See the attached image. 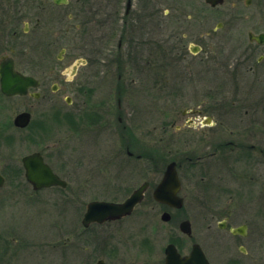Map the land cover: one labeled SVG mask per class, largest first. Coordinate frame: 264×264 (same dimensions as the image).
I'll list each match as a JSON object with an SVG mask.
<instances>
[{
  "label": "flooded vegetation",
  "instance_id": "af4514ba",
  "mask_svg": "<svg viewBox=\"0 0 264 264\" xmlns=\"http://www.w3.org/2000/svg\"><path fill=\"white\" fill-rule=\"evenodd\" d=\"M181 1L143 0L141 6L134 8L133 0H0V64L11 58L17 72L31 75L38 81L26 94L9 96L1 89L0 77V107H5L4 102L11 97L27 98L29 103L16 116L29 113V123L26 127H17L13 119L14 127L29 131L28 137H34L39 144L46 141L42 139L44 135L45 139L52 137L59 108L56 94L64 89L56 81L58 71L54 60L63 58L67 52V47H61L62 55L57 53L59 42L84 40L86 36L84 50L98 57L101 73H114L120 83L114 86L116 106L111 103L110 109L105 110L103 106L102 110H97L100 112H89L82 122L80 118L83 117L75 113L85 104L89 87L84 74L81 79L77 77L80 67L89 59L82 58L83 62L72 64V74H68L67 80L74 91L65 98L68 105L76 103L77 106L67 116L79 136L72 138V145L83 139L88 153H100L103 152L101 139L106 136L111 145L110 135H113L117 138V152L125 149L132 157V148L142 147L143 140L146 145L149 138L151 142L150 146L146 145L148 161L145 163L123 164L118 155L114 162L93 161L105 168V172L98 169L96 173L90 169L95 168L91 167L93 163L88 161L84 163L82 176L87 182L91 177L104 182L126 179L130 173L132 179L138 176L140 183L126 197L95 199L122 202L145 184L143 201L155 200V188L169 164L155 162L151 151L154 131L159 127L152 125L149 119L150 123L141 125L136 115L126 113L127 107L123 112L122 99H127L130 91L137 88L153 95L155 89L168 87L170 59L182 62L188 61L190 55L199 56L195 64L202 69L196 78L197 90L201 91L204 85L210 91L204 97L201 93L195 98L193 107L172 110L174 119L172 122L162 120L159 131L160 140L168 137L171 127L174 128L172 133H176L173 134L176 139L168 143L176 144L180 149L177 154L182 157L171 160L176 161L181 180L179 194L184 197L183 169L193 167L201 182L197 198L203 207L200 211L205 220L203 227L208 231L199 237L193 234V229L191 234L183 233L192 239L189 250L176 246L185 257L194 244H199L205 254V261H199L206 264H264V0H222L217 5L202 0L200 9L207 11L205 17L202 13L197 15L189 1ZM94 34L99 39L94 38ZM221 56L223 59L218 62ZM29 57L35 58V62ZM207 69H210L209 74ZM219 69L225 73L221 82L217 77ZM131 73L136 75L129 81L127 76ZM154 73L160 77H155ZM202 73L208 76L204 78ZM141 77L143 81L139 82ZM99 89L106 90L105 84ZM37 106L42 109L38 115L35 113ZM165 111L167 113L162 116H169ZM36 115L38 118L34 119ZM121 137L125 138L124 143ZM47 148L36 147L27 154L39 152L64 179L47 159ZM141 154L137 158H142ZM90 158L88 155L87 159ZM21 164L24 183L32 186L25 177L22 158ZM131 165L134 166L130 168ZM0 172L6 183L7 177L1 168ZM154 178L159 180L155 186ZM131 216L93 223L87 229L94 225L103 228ZM224 237L227 240L222 242ZM210 245L224 255L218 257L217 251L215 255ZM113 251L106 247L105 258L99 261L107 264L114 256ZM156 264H166L165 257L158 259Z\"/></svg>",
  "mask_w": 264,
  "mask_h": 264
},
{
  "label": "rangeland",
  "instance_id": "374dc122",
  "mask_svg": "<svg viewBox=\"0 0 264 264\" xmlns=\"http://www.w3.org/2000/svg\"><path fill=\"white\" fill-rule=\"evenodd\" d=\"M142 1L133 0L136 4L134 8L141 6ZM186 1L193 5V11L197 15L199 13H202V16L207 15V11L200 9L203 6L202 0ZM77 22L78 20H76ZM94 35V38L99 39L97 34ZM85 39L87 40L86 36H84V40L82 38L79 41L72 39L59 42L60 47H58L57 53L61 54V47H67V52L63 58L54 60L58 71L56 81L64 89L56 94L59 108L56 111L57 119H55L57 121L52 128L54 132L52 137L45 139L46 135H44L45 138L42 137V139L46 141L39 144V141L34 137H28L29 131H19L14 127L13 119L29 103L27 98L11 97L4 102L5 107H0V168L7 177L5 185L0 189V264H97L100 259L105 258L106 247L114 250L112 252L114 256L112 260L107 261V264L108 262L109 264L114 262L118 264H156L158 259H164V249L169 242H174L180 249H190L192 239L190 240L179 229L182 220L189 219L191 221L193 234L198 237L201 236V233L202 236L206 235L205 232L208 231L203 227L205 220L203 213H200L203 207L197 198L201 184L200 176L193 167L182 170V195L185 197L182 209H173L159 204L152 198H147L136 208L131 217L123 221L112 223L103 228L98 225L89 229L84 228L82 218L86 211V204L90 200L124 198L136 184L140 183L138 176L132 179L130 173H127V178H122L123 180L112 179L103 182L91 177L87 182L82 176L84 163L88 161L93 163L91 167L95 168L90 169L96 173H98V169L105 172V168L98 167L94 162H114L118 155L119 161L123 164L145 163L148 161L146 145L150 146L151 142L149 138V143L146 145L143 140L142 147L132 148L134 152L132 157L127 155L125 149H122L121 153L117 152V138L116 136L113 138V135H110L112 137L111 145L108 144L106 136L101 139L100 145L103 152L100 153L90 154L91 151L88 153L84 147L83 139L72 145V138L79 137L75 134L74 124L72 125L67 118L73 112L71 109L77 108L76 103L68 105L65 101L66 94H71L74 91V86L67 80L72 64L82 58L89 59L85 66L80 67L77 77L81 79L84 74L89 87L87 96L84 97L85 104L81 105L75 113L80 115L79 117H83L80 118L82 122L85 121L87 118L85 115L89 112L102 110L103 106H105V110L106 108L110 109L111 103L113 107L116 106L117 101L114 95L116 87L120 83L114 73L104 75L100 72L101 65L98 57L92 56V54L88 55V52L84 50ZM29 59L35 62V58L29 57ZM221 59H223L222 56L218 62ZM198 60L199 56L192 55L188 61L182 62L171 58L168 87L155 89L153 95H147L146 89L129 90L128 98L123 97L122 99L123 112L128 108L126 113L136 115L141 125L144 126L152 121V125L159 127L154 131V142L153 145L151 144L155 162L166 164L173 159H182L177 154L180 149L175 146L176 144L168 143V141L176 139V136H173L176 133H172L174 128L171 127L168 137H164L163 140H160L161 133L159 131L161 132L162 129V120L168 119L172 122L174 119L175 115L172 110H182L187 106L193 107L195 98L199 97L201 93L204 97L205 93L210 91L204 85L201 91L197 90L196 78L202 69V66L198 67L199 64H195ZM61 71H64L65 74ZM205 71L208 73L210 69ZM223 73L220 69L218 70L219 82L223 81L225 77V73ZM208 74L202 73L201 76L206 78ZM135 75L131 73L127 79L130 81ZM154 76L160 77L156 73ZM141 81H143L142 77L139 82ZM102 83L105 84L106 90L103 89L104 91L99 89ZM81 97L78 98L79 102ZM45 110H48V107ZM165 110L168 111L169 116H162L166 112ZM36 112L38 115L42 113V109L40 110V107L37 106ZM37 115L34 119L38 118ZM148 119L151 121H147ZM177 123L182 124V122ZM121 138L124 143L125 138ZM123 145L125 146V144ZM45 146L48 147L45 151L47 159L67 180V187L58 186L35 191L31 185L24 183L22 156L36 147L44 149ZM90 148L93 150L92 147ZM138 154H141L142 158H137ZM88 155L91 157L90 160L87 159ZM134 165H131L130 168ZM123 173L126 174V171ZM158 182L159 180L154 178V186ZM164 211H169L172 219L163 220L161 216ZM217 239L219 240V237ZM226 240L227 238L224 237L222 242ZM210 249L214 251L212 245H210ZM216 251L219 252V250L214 251L215 255H217ZM223 255L224 252L221 251L218 257Z\"/></svg>",
  "mask_w": 264,
  "mask_h": 264
},
{
  "label": "water",
  "instance_id": "95a60500",
  "mask_svg": "<svg viewBox=\"0 0 264 264\" xmlns=\"http://www.w3.org/2000/svg\"><path fill=\"white\" fill-rule=\"evenodd\" d=\"M208 1L213 5L222 2V0ZM0 76L2 91L7 95L25 94L29 87L37 86L38 82L31 76H25L16 72L13 69L12 60L4 61L0 64ZM29 120V113H21L15 118V124L24 127L28 124ZM23 164L26 170V177L35 189L58 184L66 186V182L53 173L50 166L43 161L40 153L36 152L25 156ZM4 181V177L0 174V187L4 184ZM145 190L146 185L144 184L121 203L100 200L90 202L82 220L83 225L88 227L92 222L103 223L107 220H115L131 214L135 206L142 201ZM180 190L181 182L177 175L176 162H171L165 171L163 179L155 189L154 197L158 202L168 204L174 208H182L184 198L178 194ZM170 217L168 212L162 215V219L165 221H168ZM180 229L184 233L191 234L190 221L185 220L181 222ZM166 255V264H206L199 261L204 260L205 256L198 244L193 246L191 255L186 257H182L178 253L174 244H169L166 248Z\"/></svg>",
  "mask_w": 264,
  "mask_h": 264
}]
</instances>
